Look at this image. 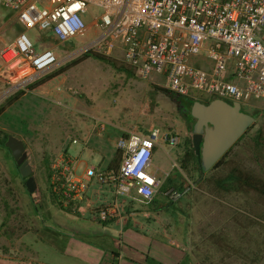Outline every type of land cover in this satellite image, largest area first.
<instances>
[{
    "label": "rangeland",
    "instance_id": "374dc122",
    "mask_svg": "<svg viewBox=\"0 0 264 264\" xmlns=\"http://www.w3.org/2000/svg\"><path fill=\"white\" fill-rule=\"evenodd\" d=\"M99 12L95 7L89 10L92 16ZM85 20V35L64 48L79 46L94 35L90 16ZM22 30L15 11L0 5V47ZM28 35L34 38L38 34L31 30ZM46 37L42 33L43 46L58 47L59 51L57 41ZM136 80L145 87L136 88ZM158 83L135 77L118 51L77 54L25 91L5 92L0 70V264H84L83 260L91 264L93 254L120 245V239L112 241L100 230L99 236L81 233L97 220L73 206L63 207L48 179L55 157L68 149L74 155L77 121L99 120L142 132L160 123L163 133L178 136L177 152L192 148L193 120L183 118L178 102ZM242 109L255 116V121L216 167L200 173L195 162L182 165L178 160L182 153L177 152V167L170 166L171 178L179 179L188 200L181 198L180 203L185 202L184 212L193 232V258L209 259L210 264H264V192L256 182L264 185V110L253 113ZM7 135L24 144L38 192L35 197L28 193L9 150L2 145ZM230 173L241 181H229ZM249 175L255 177L254 188L244 182ZM167 189L168 182L163 181L158 194ZM165 200L160 194L155 203ZM176 207V203H168L166 208L174 214Z\"/></svg>",
    "mask_w": 264,
    "mask_h": 264
},
{
    "label": "built area",
    "instance_id": "2783aa9c",
    "mask_svg": "<svg viewBox=\"0 0 264 264\" xmlns=\"http://www.w3.org/2000/svg\"><path fill=\"white\" fill-rule=\"evenodd\" d=\"M0 5L15 11L23 27L0 47L5 92L27 90L77 54L118 51L135 77H157L175 97L221 99L251 112L264 110V0H0ZM91 7L100 10L97 16L89 13ZM88 15L94 35L64 48L85 35ZM31 30L38 35L29 36ZM42 33L60 50L43 46ZM160 141L174 148L179 138L159 128L133 130L117 144L121 161L116 171L90 167L83 175L75 156L60 153L51 168V191L65 205L78 204L91 183L112 184L114 200L97 212L102 221L131 191L149 202L163 183L149 170ZM176 167L172 161L171 168Z\"/></svg>",
    "mask_w": 264,
    "mask_h": 264
},
{
    "label": "crops",
    "instance_id": "0c3cea01",
    "mask_svg": "<svg viewBox=\"0 0 264 264\" xmlns=\"http://www.w3.org/2000/svg\"><path fill=\"white\" fill-rule=\"evenodd\" d=\"M1 81L3 83V80ZM133 82L136 88L145 87L144 85L141 86L142 82L140 81ZM172 99L176 101L174 98ZM54 113L56 114V110ZM77 122L79 134L75 138L77 145L74 146L76 148H74L75 153L73 156L78 159V174L83 175L84 171L90 167L116 171L121 161V151L118 149L117 144L119 141L126 139L134 129L128 126L116 127L108 123L103 124L99 120L94 123L83 120ZM159 124H155L149 129H160ZM189 149L191 148L185 149L181 154L180 151H176L175 147H169L165 141H160L158 146L154 148L149 170L155 176L162 177L163 181L168 182V189L163 194L160 193L168 201L155 203L156 197L160 195L157 193L151 201L147 202L139 197L135 191H131L129 196L119 201L120 206L116 213L112 217L101 221L98 218V209L100 205L109 204L114 200L113 187L112 184L97 185L91 183L86 191L84 201L78 204H67L70 207L77 208L85 215H89L92 220H97L92 222L93 225L90 229H82L81 233L87 232L91 236H99L100 234L97 235V233L100 230L103 235L112 241H117L116 238L120 239L118 247L117 244H113L115 248L103 252L101 250V252L93 254L91 264H210L209 259L203 260V257H201L202 260H198L196 257L193 258L191 251L193 249L190 246V243L193 242V232L191 227L189 228L187 212H184V204L188 200L184 198V190L180 189L177 182L179 179L171 178L169 174L171 162L176 160V152L179 155L181 154L178 160L183 165L187 161L195 162L200 173H204L201 171L197 159L183 160L185 151ZM67 153L70 154L69 149ZM164 173H168V176L164 177ZM181 198H184V204L180 203ZM168 203L177 204L178 207L175 208L174 214H171L166 208ZM61 205L63 207L67 206L62 202ZM90 209H94V214H91L93 211H90ZM81 226L80 228H83ZM88 261L83 260V263L89 264ZM211 264H223V262ZM237 264L247 263L238 262Z\"/></svg>",
    "mask_w": 264,
    "mask_h": 264
},
{
    "label": "water",
    "instance_id": "95a60500",
    "mask_svg": "<svg viewBox=\"0 0 264 264\" xmlns=\"http://www.w3.org/2000/svg\"><path fill=\"white\" fill-rule=\"evenodd\" d=\"M189 113L193 119L191 145L202 172L210 170L255 121V117L242 111L237 102L221 99L208 103L192 101ZM3 144L9 150L19 176L24 178L28 193L35 197L38 192L22 140L7 135Z\"/></svg>",
    "mask_w": 264,
    "mask_h": 264
},
{
    "label": "trees",
    "instance_id": "16d2710c",
    "mask_svg": "<svg viewBox=\"0 0 264 264\" xmlns=\"http://www.w3.org/2000/svg\"><path fill=\"white\" fill-rule=\"evenodd\" d=\"M170 96H172L175 100H176V102H177V100L178 99H180L179 97H175L174 95H171L170 94ZM185 100V102H186V107L184 108V109H181V111H182V114L184 115V117H185V120L187 121V122H189V121H191V120H193L192 119V117L190 116V113H189V107H190V105H191V100H188V99H184ZM203 101V103H208L209 102V100H202ZM242 137V136H241ZM240 137V138H241ZM3 146H4V144H2ZM231 148V147H230ZM229 148V149H230ZM229 149H228V151H229ZM8 150V149H7ZM227 151V152H228ZM226 152V153H227ZM225 153V154H226ZM225 154L223 155V156H225ZM223 156L219 159V161L213 166V167H216L220 162H221V159L223 158ZM184 159L183 160H189V159H196V157H195V155H194V152H193V149L191 148V149H189L188 151H185V153H184V157H183ZM183 165V164H182ZM18 175H19V173H18ZM228 177L230 178L229 179V181H231V180H237L238 182L239 181H241V178L240 177H236L233 173H230L229 175H228ZM255 180V177H253L252 175H249V177H247L246 179H245V183H246V185H249V186H251V187H253L254 188V185H253V181ZM256 182H257V186H258V184L260 185V186H262L261 187V192H264V185L263 184H261L258 180H256ZM259 187V186H258Z\"/></svg>",
    "mask_w": 264,
    "mask_h": 264
},
{
    "label": "flooded vegetation",
    "instance_id": "af4514ba",
    "mask_svg": "<svg viewBox=\"0 0 264 264\" xmlns=\"http://www.w3.org/2000/svg\"><path fill=\"white\" fill-rule=\"evenodd\" d=\"M203 102V101H201ZM178 106L180 107V109H184L186 107V102L185 100L182 98L178 101ZM184 114V113H183ZM182 114L183 118L185 119L184 115ZM192 134V133H191Z\"/></svg>",
    "mask_w": 264,
    "mask_h": 264
},
{
    "label": "clouds",
    "instance_id": "9594fccd",
    "mask_svg": "<svg viewBox=\"0 0 264 264\" xmlns=\"http://www.w3.org/2000/svg\"><path fill=\"white\" fill-rule=\"evenodd\" d=\"M179 101V100H178ZM177 101V102H178ZM195 101V100H194ZM198 101H202V100H198ZM210 101V100H209ZM227 102V101H226ZM229 103V102H228ZM241 110L243 111V109L241 108ZM254 113V112H253ZM250 114V113H249ZM252 115V114H251ZM255 117V116H254ZM239 140V139H238ZM76 141V140H75ZM232 147V146H231ZM219 161V160H218Z\"/></svg>",
    "mask_w": 264,
    "mask_h": 264
}]
</instances>
